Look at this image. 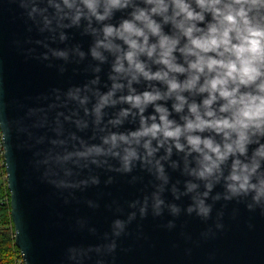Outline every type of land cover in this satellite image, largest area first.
Instances as JSON below:
<instances>
[{
	"label": "clouds",
	"instance_id": "obj_1",
	"mask_svg": "<svg viewBox=\"0 0 264 264\" xmlns=\"http://www.w3.org/2000/svg\"><path fill=\"white\" fill-rule=\"evenodd\" d=\"M21 6L42 24L40 31L60 30V40L67 39L63 29L81 26L95 38L87 52L49 48L42 54L64 61L73 53L90 55L97 61L94 76L29 106L31 125L17 122L29 135V127L55 133L37 141L50 145L40 163L51 183L87 185L79 172L92 165L120 173L140 168L160 182L144 197L140 214L151 201L159 215L170 181L166 163L179 167L172 157L182 154L183 172L191 177L184 193L193 201L189 214L208 218L206 200L221 183L225 199L251 195L249 209L264 206V0H21ZM66 123L93 134L65 135ZM5 127L0 120V150ZM172 191L178 192L175 185ZM167 207L181 211L174 203ZM115 225L120 235L125 222Z\"/></svg>",
	"mask_w": 264,
	"mask_h": 264
},
{
	"label": "water",
	"instance_id": "obj_2",
	"mask_svg": "<svg viewBox=\"0 0 264 264\" xmlns=\"http://www.w3.org/2000/svg\"><path fill=\"white\" fill-rule=\"evenodd\" d=\"M41 27L28 17L21 0H0V120L7 132L3 155L15 244L25 264H264V206L249 209L254 203L251 195L225 199L221 183L206 200L212 205L208 218L195 211L189 214L193 201L184 193L191 177L183 172L182 154L172 157L179 167L166 163L170 181L159 215L151 201L146 215L140 214L144 197L160 183L140 168L120 173L92 165L79 172L80 179L89 180L87 185L60 188L50 182L40 163L50 145L37 141L55 133L29 127V135L18 130L17 122L25 118L29 106L45 102L55 89L67 91L88 82L97 61L74 53L68 61L51 53L45 60L42 54L49 48L80 47L87 52L95 38L83 26L63 29L65 40H60V30L42 32ZM109 70V64L102 65L101 88ZM24 123L32 121L25 118ZM65 129V135L76 132L85 139L93 134L92 128L81 131L69 123ZM93 176L98 183L91 182ZM173 185L178 192L172 191ZM218 193L221 198L213 199ZM173 203L180 207L179 214L167 207ZM132 213L135 216L129 219ZM117 220L125 222L120 235ZM113 243L114 249L109 247Z\"/></svg>",
	"mask_w": 264,
	"mask_h": 264
},
{
	"label": "trees",
	"instance_id": "obj_3",
	"mask_svg": "<svg viewBox=\"0 0 264 264\" xmlns=\"http://www.w3.org/2000/svg\"><path fill=\"white\" fill-rule=\"evenodd\" d=\"M4 151L0 150L2 177L0 182V264H18L22 257L20 249L15 244L14 224L11 215L10 191L6 182Z\"/></svg>",
	"mask_w": 264,
	"mask_h": 264
},
{
	"label": "crops",
	"instance_id": "obj_4",
	"mask_svg": "<svg viewBox=\"0 0 264 264\" xmlns=\"http://www.w3.org/2000/svg\"><path fill=\"white\" fill-rule=\"evenodd\" d=\"M2 172V163L0 162V182L3 180Z\"/></svg>",
	"mask_w": 264,
	"mask_h": 264
},
{
	"label": "built area",
	"instance_id": "obj_5",
	"mask_svg": "<svg viewBox=\"0 0 264 264\" xmlns=\"http://www.w3.org/2000/svg\"><path fill=\"white\" fill-rule=\"evenodd\" d=\"M18 264H25V262H24L22 257L18 260Z\"/></svg>",
	"mask_w": 264,
	"mask_h": 264
},
{
	"label": "rangeland",
	"instance_id": "obj_6",
	"mask_svg": "<svg viewBox=\"0 0 264 264\" xmlns=\"http://www.w3.org/2000/svg\"><path fill=\"white\" fill-rule=\"evenodd\" d=\"M5 178H6V175H5Z\"/></svg>",
	"mask_w": 264,
	"mask_h": 264
}]
</instances>
